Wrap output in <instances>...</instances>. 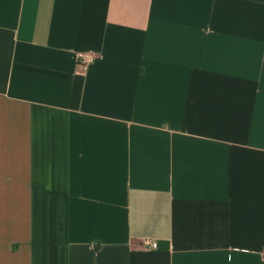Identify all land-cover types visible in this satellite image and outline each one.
<instances>
[{"label": "crops", "instance_id": "crops-1", "mask_svg": "<svg viewBox=\"0 0 264 264\" xmlns=\"http://www.w3.org/2000/svg\"><path fill=\"white\" fill-rule=\"evenodd\" d=\"M0 264H264V0H0Z\"/></svg>", "mask_w": 264, "mask_h": 264}, {"label": "built area", "instance_id": "built-area-1", "mask_svg": "<svg viewBox=\"0 0 264 264\" xmlns=\"http://www.w3.org/2000/svg\"><path fill=\"white\" fill-rule=\"evenodd\" d=\"M99 55L96 52H81L77 56L78 68L82 72H86L89 68L97 61ZM145 245L152 249L156 250L158 248V243L156 241L146 239L144 240Z\"/></svg>", "mask_w": 264, "mask_h": 264}, {"label": "trees", "instance_id": "trees-1", "mask_svg": "<svg viewBox=\"0 0 264 264\" xmlns=\"http://www.w3.org/2000/svg\"><path fill=\"white\" fill-rule=\"evenodd\" d=\"M60 238H63V205H60Z\"/></svg>", "mask_w": 264, "mask_h": 264}]
</instances>
